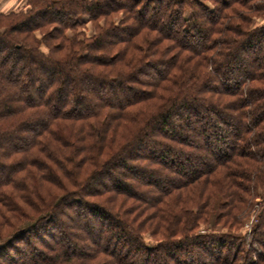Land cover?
<instances>
[{
	"label": "trees",
	"instance_id": "trees-1",
	"mask_svg": "<svg viewBox=\"0 0 264 264\" xmlns=\"http://www.w3.org/2000/svg\"><path fill=\"white\" fill-rule=\"evenodd\" d=\"M263 18L264 0L0 12V264H264Z\"/></svg>",
	"mask_w": 264,
	"mask_h": 264
},
{
	"label": "rangeland",
	"instance_id": "rangeland-1",
	"mask_svg": "<svg viewBox=\"0 0 264 264\" xmlns=\"http://www.w3.org/2000/svg\"><path fill=\"white\" fill-rule=\"evenodd\" d=\"M26 0H0V12L1 13H8L10 11H16L19 9H23L25 5ZM264 23V18L263 19H257L256 24H263ZM85 29L83 31L86 32V35H91L93 33V27L92 24L87 23L85 26ZM45 51V50H44ZM257 203H260V200H256ZM260 205V204H259ZM259 207L258 205L254 207L255 210H257ZM255 213H251L250 217L247 218L244 223L241 225L240 228L231 230L232 233H248L250 231V228L252 225L255 224V218H254ZM197 228H201L204 230H211V229H216L222 232H228V229L226 227L218 226V225H209L208 223H199ZM147 239V243H151L152 241L149 240L150 236L148 234L144 235Z\"/></svg>",
	"mask_w": 264,
	"mask_h": 264
}]
</instances>
